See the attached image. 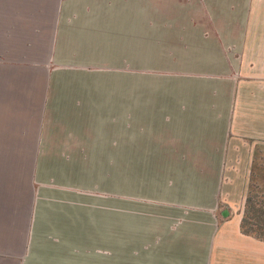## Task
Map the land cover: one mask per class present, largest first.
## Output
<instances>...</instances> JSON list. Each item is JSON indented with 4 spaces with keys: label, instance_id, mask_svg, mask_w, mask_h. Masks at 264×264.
Instances as JSON below:
<instances>
[{
    "label": "crops",
    "instance_id": "1",
    "mask_svg": "<svg viewBox=\"0 0 264 264\" xmlns=\"http://www.w3.org/2000/svg\"><path fill=\"white\" fill-rule=\"evenodd\" d=\"M46 2L52 44L0 51V264H264L240 227L264 144V0ZM110 17L138 19L122 27L138 90L112 114Z\"/></svg>",
    "mask_w": 264,
    "mask_h": 264
},
{
    "label": "rangeland",
    "instance_id": "2",
    "mask_svg": "<svg viewBox=\"0 0 264 264\" xmlns=\"http://www.w3.org/2000/svg\"><path fill=\"white\" fill-rule=\"evenodd\" d=\"M46 1L48 0H6L0 2V22L3 21L5 32H7V34L3 36L0 34V51L3 45L8 47L11 46L13 42H22V45H25V47V43H27L29 48L35 44L36 48H38V46L45 48L46 45H44L43 42H47L49 37V42L52 44L54 38L53 30L55 29L57 20L54 17H49L45 11L47 7ZM112 18L114 17H110V24L114 21L116 25L115 27L110 26V66H105L104 68L99 67V72L106 71V69L110 71V103H115L114 105H110V113L116 112V109L113 107L121 106V96L124 90H128L129 92L138 90L137 52L135 50H124V47H128L129 45L124 44V42H126V36L122 32V27L125 22H132L138 19L128 20L125 18ZM1 31L0 24V33ZM40 52L42 55V51ZM8 53L10 54L7 50L6 54L8 55ZM24 53H26V51ZM45 53L46 51L43 50V56H45ZM27 55L26 53V56ZM99 62L102 64V62L106 61L99 60ZM92 65L93 69H96L94 63ZM102 68L104 70H102ZM106 167L109 169L103 170L99 178L100 201L103 197H107L110 201V184L113 188L117 186V182H121V162H111L108 165L100 164V169H105ZM250 183L257 184L259 189L264 191V144H260L255 149Z\"/></svg>",
    "mask_w": 264,
    "mask_h": 264
},
{
    "label": "trees",
    "instance_id": "3",
    "mask_svg": "<svg viewBox=\"0 0 264 264\" xmlns=\"http://www.w3.org/2000/svg\"><path fill=\"white\" fill-rule=\"evenodd\" d=\"M240 227L243 232L264 240V191L255 183L249 182Z\"/></svg>",
    "mask_w": 264,
    "mask_h": 264
}]
</instances>
